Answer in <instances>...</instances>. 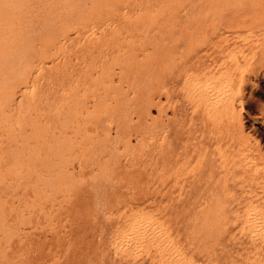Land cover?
Here are the masks:
<instances>
[{
	"label": "rangeland",
	"instance_id": "obj_1",
	"mask_svg": "<svg viewBox=\"0 0 264 264\" xmlns=\"http://www.w3.org/2000/svg\"><path fill=\"white\" fill-rule=\"evenodd\" d=\"M2 42L0 184L6 187L0 186V264H264V0H0ZM159 62L164 91H175L170 100L162 96L161 111L155 98ZM221 76L226 77L220 80ZM214 81L232 89L233 101L221 95L223 102L212 110L207 109L205 98ZM85 82L91 83L86 95L89 113L82 115L75 106L72 121L69 99L82 101L78 99L83 97ZM199 86L205 90L201 100ZM225 105L234 114L218 110H225ZM180 109L185 111L183 125L189 131L183 146H209L200 159L162 187L163 193L184 197L164 200L157 197L154 184L156 123L174 130L181 123V116L175 115ZM76 124L82 130L78 137L70 133ZM170 140L174 142L175 136ZM243 146L252 148L260 166L248 169L242 160L236 169L221 166V154L231 160ZM212 168V184L195 186L197 173L207 174ZM191 191L197 198L186 199ZM201 239L209 244L204 246Z\"/></svg>",
	"mask_w": 264,
	"mask_h": 264
},
{
	"label": "bare ground",
	"instance_id": "obj_2",
	"mask_svg": "<svg viewBox=\"0 0 264 264\" xmlns=\"http://www.w3.org/2000/svg\"><path fill=\"white\" fill-rule=\"evenodd\" d=\"M200 1V0H199ZM11 3V2H10ZM126 4V3H125ZM197 4V3H196ZM141 8V7H140ZM107 9V8H106ZM136 14V13H135ZM11 15V14H10ZM235 22V21H234ZM239 22V21H238ZM240 24V23H239ZM108 25H110V24H108ZM237 25V24H236ZM105 26V25H104ZM223 26V25H222ZM113 27V26H112ZM111 27V28H112ZM115 27V26H114ZM232 27H233V25H232ZM91 28V27H90ZM108 28V27H107ZM117 28V27H116ZM37 30V29H36ZM103 30V29H102ZM100 32V31H99ZM98 32V33H99ZM141 32V31H140ZM91 33V32H90ZM97 33V34H98ZM249 33V34H248ZM247 33V35H250V32H248ZM96 34V35H97ZM237 34V33H236ZM253 34V33H252ZM45 35V34H44ZM86 35V34H85ZM222 35V34H221ZM220 35V36H221ZM255 35V34H254ZM254 35H252V36H254ZM49 36V35H48ZM93 36V35H92ZM95 36V35H94ZM220 36H219V38H220ZM225 36V35H224ZM235 36H237V35H235ZM240 36H242V35H240ZM227 37H229V36H227ZM237 37H239V36H237ZM242 37H244V36H242ZM251 37V36H250ZM261 37V36H260ZM100 38H101V36H100ZM99 38V39H100ZM226 38V37H225ZM241 38V37H240ZM239 38V39H240ZM259 38V37H258ZM89 39H90V37H89ZM229 39V38H228ZM237 39V38H236ZM248 39V38H247ZM49 40V39H48ZM249 40V39H248ZM251 40V39H250ZM5 41V40H4ZM3 41V42H4ZM83 41V40H82ZM3 42L2 43H0V65H1V63H2V61H3V57H4V47L2 46V44H3ZM62 42H64V41H62ZM80 43V42H79ZM82 43V42H81ZM253 43V42H252ZM257 44V43H256ZM239 46V45H238ZM253 46V45H252ZM77 47V46H76ZM229 49H231V48H229ZM237 49V48H236ZM239 49V48H238ZM256 49V48H255ZM230 52V51H229ZM229 52H228V54H229ZM231 54H232V52H231ZM199 56V55H198ZM197 56V57H198ZM231 56V55H230ZM108 57V56H107ZM233 57V56H232ZM232 57H230V58H232ZM245 57H247V56H245ZM235 58H236V56H235ZM234 58V59H235ZM199 60V59H198ZM223 60H226V59H223ZM232 60V59H231ZM237 60V59H236ZM194 62V61H193ZM218 62V61H217ZM225 63V62H224ZM221 64V66L223 65V63H220ZM40 65V64H39ZM94 65V64H93ZM214 65L215 64H213L212 65V67H214ZM24 66V65H23ZM218 66V65H217ZM25 67V66H24ZM95 67L96 68H98L96 65H95ZM162 62H159L158 64H157V68H156V70H157V75H156V91H155V98L156 99H158V104H157V107H160V111H161V109H162V105H161V99L163 98L162 96H166L167 97V99L168 100H170L173 96H174V94H175V91L173 90V89H166L165 91H164V86H163V80H162ZM235 68V67H234ZM21 69V68H20ZM93 69H94V67H93ZM41 70V69H40ZM97 70V69H96ZM96 70H93L92 71V73H97V71ZM202 70H203V68H202ZM211 70V69H210ZM222 70V69H221ZM225 70V69H224ZM19 71V70H18ZM191 73V72H190ZM189 73V74H190ZM204 73V72H203ZM215 73V72H214ZM220 73H222V72H220ZM226 73V72H225ZM37 74V73H36ZM197 74V73H196ZM205 75H206V72L204 73ZM16 75V74H15ZM186 75H188V74H186ZM201 75V74H200ZM220 75H222V74H219V76L218 77H220ZM225 75V74H224ZM14 76V75H13ZM193 76H194V73H193ZM208 76V75H207ZM206 76V77H207ZM212 76V75H211ZM227 76V75H226ZM226 76H224V77H222L221 76V78H220V80L221 79H223V78H225ZM188 77V76H187ZM201 77H203V76H201ZM213 77V76H212ZM241 77V76H240ZM186 77H184V79H185ZM213 78H215V77H213ZM212 78V79H213ZM233 78V77H232ZM89 79H91V78H89ZM193 79V78H192ZM199 79V78H198ZM197 79V80H198ZM209 79V78H208ZM210 79H211V77H210ZM216 79V78H215ZM116 80V79H115ZM207 80V79H206ZM205 79L203 80V81H206ZM214 80V79H213ZM218 80V79H217ZM232 80V79H231ZM203 81H201V83L203 82ZM219 81V80H218ZM193 82H194V80H193ZM197 82V81H196ZM233 82H234V80H233ZM179 83V82H178ZM182 83V82H181ZM185 83H186V81H185ZM210 83V82H209ZM225 83H226V81H225ZM224 83V84H225ZM76 84V83H75ZM125 84V83H124ZM187 84V83H186ZM208 84V83H207ZM223 84V85H224ZM16 85V84H15ZM84 85H86V87H84L83 89H82V91H83V97H81L80 99H78V101L79 100H82V101H80V102H77L75 99H69V103H70V106L73 108V118H72V121H74L75 120V115H76V113H75V110H74V107L76 106V108H77V110L80 112V114H82V115H87L88 113H89V103L88 102H86V100H87V97H86V95L89 93V90H90V85H91V83H88V82H85L84 83ZM193 85H196V84H192L191 86H193ZM202 85V84H201ZM226 85V84H225ZM177 86H179V85H177ZM182 86V85H181ZM183 86H184V84H183ZM196 86H198V85H196ZM185 87V86H184ZM208 89H209V92H208V94L206 95V98H205V102H206V107H207V109H212V110H214V108H215V106H217L218 104L217 103H219V101L221 100V95L222 96H224L225 97V99H229V101L231 102V100H232V89H230V88H228V87H223L222 88V85L220 84V82H217V81H214V82H211L209 85H208ZM231 87H232V84H231ZM234 87V86H233ZM192 88V87H191ZM199 88L200 89H202V94L201 93H198V94H201L202 96H200V100L203 98V91L205 92V90H203L204 88H202V87H200L199 86ZM67 88L65 87V85L64 84H62V86H61V91L63 92V93H65V92H67V90H66ZM207 89V88H206ZM25 90V89H24ZM33 90H34V88H33ZM182 90V89H181ZM184 90H186V89H184ZM188 90H189V88H188ZM194 90V89H193ZM192 90V91H193ZM197 90V89H196ZM196 90H194L193 92L194 93H196L195 91ZM26 91H28L27 89H26ZM32 91V90H31ZM178 91V90H177ZM192 91H190V92H192ZM199 91V90H198ZM206 91H208V90H206ZM236 92H237V90H235ZM186 92V91H185ZM201 92V91H200ZM235 92V93H236ZM188 94H190V93H188ZM193 94V93H192ZM32 95V94H31ZM184 96V95H183ZM190 96H191V94H190ZM235 96H236V94H235ZM234 96V97H235ZM34 97V96H33ZM189 97V96H188ZM195 97H196V95H195ZM205 97V96H204ZM233 97V98H234ZM236 97H238V95L236 96ZM186 98H187V96H186ZM185 98V100H188V99H186ZM196 98H198V97H196ZM177 99V98H176ZM175 99V100H176ZM238 98H236L235 100H237ZM19 100V99H18ZM173 100V99H172ZM193 100H194V97H193ZM192 100V101H193ZM197 100V99H196ZM17 101V100H16ZM179 101V100H178ZM198 101H199V98H198ZM233 101V100H232ZM98 102V101H97ZM173 102V101H172ZM191 102V101H190ZM196 102V101H195ZM223 101L221 100V103H222ZM100 103V102H99ZM180 103V102H179ZM188 103V102H187ZM199 103H200V101L198 102V103H196L198 106H199ZM226 103V102H225ZM224 103V104H225ZM234 103H235V101H234ZM234 103H231L232 105L234 104ZM238 103V102H237ZM175 104V103H174ZM192 104V103H191ZM203 104V103H202ZM230 104V105H231ZM242 104V103H241ZM169 105H171L170 103H169ZM188 105V104H187ZM223 105V104H222ZM191 106V105H190ZM195 106V105H194ZM223 107V106H222ZM195 107H193L192 108V110L194 109ZM196 108H198V107H196ZM195 108V109H196ZM220 108V107H219ZM203 109H204V107H203ZM206 109V108H205ZM206 109V110H207ZM222 109V111H224L225 112V114L227 113L228 115L231 113V111H232V109L230 108V106L229 105H225V110H223V108H220V109H218V110H221ZM15 110V109H14ZM206 110H205V112H206ZM210 111V112H214V111ZM235 110V109H234ZM197 110H195V112H196ZM216 111V110H215ZM222 111H221V113H222ZM219 112V111H218ZM217 111L216 112H214V113H218ZM223 112V113H224ZM154 113V112H153ZM184 113H185V111L183 110V109H180L178 112H176L175 113V115H180L181 116V119H180V121L179 122H181L180 124H179V126L178 127H176L174 130H172V129H170V130H165L164 128H163V126H162V124H161V121H160V125H159V123H158V121H157V123L156 124H158L157 125V127H156V129H157V131H156V136H157V141H156V148H155V154H154V156H153V160H154V163H155V167H156V173H155V180H154V184H155V188H156V195H157V197L158 198H160V199H169V200H176V199H178V198H182V197H184L182 194H179V195H177V196H175V195H173V194H170V193H163L162 192V187H163V185L165 184V183H167V182H169L170 180H171V178L172 177H174L175 175L176 176H178L179 174H180V172H182L183 170H185L187 167H189L191 164H192V162L194 161V159L195 158H197V159H200L199 157H200V155H201V153H203V152H207L208 151V146H209V144L208 143H202V144H200L199 146L198 145H194L193 147H184L183 146V143L185 142V141H187L188 140V135H189V131L187 132L186 130H185V127H184V125H183V123H184V121H183V117H184ZM193 113H194V111H193ZM232 113H233V111H232ZM215 114V115H216ZM234 114V113H233ZM193 115V114H192ZM223 115V114H222ZM160 116H161V113H160ZM209 116V115H208ZM214 115H212V117H213ZM220 116V115H219ZM162 117V116H161ZM211 117V116H210ZM211 117V118H212ZM221 118H222V116H221ZM161 119V118H160ZM233 119V118H232ZM216 120H218V117L216 118ZM5 121V120H4ZM168 121V120H167ZM191 121H193V120H191ZM218 121H222V120H218ZM177 122H178V120H177ZM191 123V122H190ZM135 124V123H134ZM133 124V125H134ZM192 124V123H191ZM214 124V123H213ZM205 125V124H204ZM149 127V126H148ZM189 128H190V125H189ZM5 130V129H4ZM230 130V129H229ZM235 130V129H234ZM97 131H98V129H97ZM221 131V130H220ZM138 132V131H137ZM153 132V131H152ZM61 133V135H63V137H64V133H65V131L64 130H62V132H60ZM71 134H73V135H76L77 137L78 136H81V134H82V130L80 129V126H79V124L77 125L76 124V126H74V128H73V130H72V132H70ZM66 134V133H65ZM202 134V133H201ZM175 136V138H176V140L174 141V142H172L170 139H171V137L172 136ZM197 135V134H196ZM239 135V134H238ZM212 136V135H211ZM112 137V136H111ZM225 138V137H224ZM147 139V138H146ZM151 139V138H150ZM211 139V138H210ZM214 139V138H213ZM231 139H232V137H231ZM34 140V139H33ZM109 140V139H108ZM154 140V139H153ZM152 140V141H153ZM144 141V140H143ZM151 141V140H150ZM151 141V142H152ZM210 141V140H209ZM59 142V141H58ZM214 142H215V140H214ZM213 142V143H214ZM189 143V142H188ZM229 143V142H228ZM231 143V142H230ZM54 144V143H53ZM56 144V143H55ZM68 144V143H67ZM70 144V143H69ZM155 144V143H154ZM219 144V143H218ZM65 145V144H64ZM101 145H103V144H101ZM185 145H186V143H185ZM216 145V144H215ZM235 145V144H234ZM243 145H244V143H243ZM247 145V144H246ZM9 146V145H8ZM105 146H106V144H105ZM143 146H145V144L143 145ZM220 146V148H221V145H219ZM240 146V145H239ZM239 146H238V149H239ZM10 147H11V145H10ZM100 147H102V146H100ZM99 147V148H100ZM218 147V146H217ZM3 148V147H2ZM69 148V147H68ZM71 148V147H70ZM92 148V147H91ZM107 148V147H106ZM143 148V147H142ZM215 148V147H214ZM225 148V147H224ZM250 148V147H249ZM247 148V147H245V146H243V147H241V149L240 150H238L237 149V155L236 156H233V159H231V160H229L228 158H227V156L226 155H224V154H221L220 153V151H219V153L221 154V159H222V161H221V166H224V167H226L227 165H229V167H230V165L231 166H235V165H237L239 162H241V160H242V163H243V166H245V167H248V169H250L249 167H252V166H256V162H257V158H255L254 157V155H253V153H252V148ZM72 149V148H71ZM221 149H223V148H221ZM7 150H8V148H7ZM60 150V149H59ZM204 150V151H203ZM52 151V150H51ZM50 151V152H51ZM65 151V150H64ZM92 151V150H91ZM96 152H97V149H96ZM222 152H224V151H222ZM93 153V152H92ZM228 153V152H227ZM235 153V152H234ZM59 154V153H58ZM90 153H88V155H89ZM229 154V153H228ZM227 154V155H228ZM254 154H255V152H254ZM37 155H38V153H37ZM99 155V154H98ZM52 156V155H51ZM55 157H57V156H55ZM61 157V156H60ZM92 157H93V155H92ZM203 157H206V156H204L203 155ZM213 157V156H212ZM40 158H42V157H40ZM260 158V157H259ZM1 159V158H0ZM6 159V158H5ZM7 159H8V157H7ZM12 159V158H11ZM29 159V158H28ZM203 159V158H202ZM207 159H209V158H207ZM43 160V159H42ZM61 160H63V159H61ZM206 160V159H205ZM212 160V159H211ZM262 160V159H261ZM207 161V160H206ZM11 162V161H10ZM30 162V161H29ZM59 162V161H58ZM64 162H65V160H64ZM66 162H68V161H66ZM84 162V161H83ZM180 162H183L182 164H180ZM200 162V161H199ZM31 163H32V160H31ZM49 163H50V161H49ZM54 163V162H53ZM52 162L50 163V164H53ZM91 163H92V161H91ZM198 162H196V163H193V165L192 166H196V164H197ZM203 163V162H202ZM206 163V162H205ZM1 164V163H0ZM218 164H220L219 162H218ZM260 164V163H259ZM60 165H61V163H60ZM69 165V164H68ZM98 165V164H97ZM3 166V165H2ZM13 166V165H12ZM14 166H15V164H14ZM45 166V165H44ZM52 166V165H51ZM57 166H59V165H57ZM100 166V165H99ZM133 166V165H132ZM199 166V165H198ZM211 166L213 167L214 166V162H212L211 161ZM257 166H260V165H257ZM256 166V167H257ZM262 166V165H261ZM50 167V166H49ZM56 167V166H55ZM61 167V166H60ZM114 167V166H113ZM206 167V166H205ZM228 167V166H227ZM237 167H238V165H237ZM262 167H264V166H262ZM45 168V167H44ZM54 168V167H53ZM95 168V167H94ZM145 168H146V166H145ZM240 168L242 169V167L240 166ZM255 168V167H254ZM253 168V169H254ZM26 169V168H25ZM29 169V168H28ZM46 169V168H45ZM48 169V168H47ZM55 169V168H54ZM77 169V168H76ZM195 169V168H194ZM205 169V168H204ZM207 169V168H206ZM235 169H236V166H235ZM259 169V168H258ZM263 169V168H262ZM50 170V169H49ZM53 170V169H52ZM63 170H64V168H63ZM82 170V169H81ZM97 170V169H96ZM113 170V169H112ZM147 170H148V168H147ZM189 170H191V169H189ZM229 170V169H228ZM234 170V169H233ZM264 170V169H263ZM263 170H260V171H263ZM66 171V170H65ZM64 171V172H65ZM255 171V170H254ZM63 172V173H64ZM67 172H69V171H67ZM99 173H100V171H98ZM112 172H114V170L112 171ZM111 172V173H112ZM145 172V171H144ZM193 172H194V170H193ZM229 172H230V170H229ZM244 172V171H243ZM54 173H57V172H54ZM183 173V172H182ZM181 173V174H182ZM231 173V172H230ZM255 173V172H254ZM51 174V173H50ZM60 174H61V172H60ZM68 174V173H67ZM113 174V173H112ZM154 174V173H153ZM178 174V175H177ZM228 173H226L225 175H227ZM32 175V174H31ZM37 175V174H36ZM63 175V174H62ZM66 175V174H65ZM100 175V174H99ZM184 175H186V174H184ZM236 175V174H235ZM240 175V174H239ZM34 176V175H33ZM54 176V175H53ZM58 176V175H57ZM67 176V175H66ZM182 176V175H181ZM214 176H215V172H214V170H213V168H212V170L211 171H209L207 174H205V173H197V175L195 176V186L198 184H202V182H204V183H206L207 185L208 184H212V182L214 181ZM220 176V175H219ZM2 177V176H1ZM99 177H101V176H99ZM111 177H113V176H111ZM185 177V176H184ZM187 177V176H186ZM224 177V176H223ZM236 177V176H235ZM102 178V177H101ZM107 178V177H106ZM151 178H152V176H151ZM238 178V177H237ZM263 178V177H262ZM1 179V178H0ZM8 179V178H7ZM63 179V178H62ZM68 179V178H67ZM93 179V178H92ZM91 179V183H92V180ZM96 179V178H95ZM103 179V178H102ZM113 179H114V177H113ZM258 179V178H257ZM25 180V179H24ZM43 180V179H42ZM46 180H48V179H46ZM56 180V179H55ZM97 180V179H96ZM99 180V179H98ZM107 180V179H106ZM193 180V179H192ZM260 179H258V181H259ZM262 180V179H261ZM50 181H52V180H50ZM72 181V180H71ZM70 181V182H71ZM95 181V180H94ZM94 181H93V183H94ZM108 181V180H107ZM110 181V180H109ZM108 181V183H110ZM113 181V180H112ZM180 181V180H179ZM184 181V180H183ZM216 181H217V179H216ZM225 181V180H224ZM232 181V180H231ZM242 181V180H241ZM247 181V180H246ZM13 182V181H12ZM22 182H23V180H22ZM53 182V181H52ZM55 182V181H54ZM87 182V181H86ZM86 182H83V183H86ZM104 182V181H103ZM152 182V181H151ZM254 182V181H253ZM257 182V181H256ZM49 183V182H48ZM90 183V184H91ZM182 183H184V182H182ZM226 183H227V181H226ZM232 183H233V181H232ZM235 183H236V181H235ZM258 183V182H257ZM50 184V183H49ZM52 184V183H51ZM50 184V185H51ZM89 184V183H88ZM96 184V183H95ZM95 184H93L94 185V187H95ZM98 184H100L99 182L97 183V185L96 186H100L101 184H102V180H101V184L100 185H98ZM106 184V183H105ZM113 184V183H112ZM177 184H178V182L176 181L175 182V185L177 186ZM194 184H193V186H194ZM245 184V183H244ZM247 184V183H246ZM264 184V183H263ZM53 185V184H52ZM114 185V184H113ZM116 185V184H115ZM183 185V184H182ZM225 185V184H224ZM227 185V184H226ZM235 185V184H234ZM258 185V184H257ZM259 185H261L260 183H259ZM0 186H2L1 184H0ZM4 186L6 187V184H4ZM4 186H2V187H4ZM13 186V185H12ZM49 186V185H48ZM47 186V187H48ZM79 186V185H78ZM81 186H84V184L83 185H81L80 184V186L79 187H81ZM89 186V185H88ZM103 186V185H102ZM102 186H101V188H102ZM105 186H108V184L107 185H105ZM110 186V185H109ZM181 186V185H180ZM222 186V185H221ZM1 187V188H2ZM4 187V188H5ZM32 187H33V185H32ZM92 187V186H91ZM241 187V186H240ZM261 187V186H260ZM16 188V187H15ZM26 188V187H25ZM43 188V187H42ZM75 188V187H74ZM78 188V187H77ZM112 188H114V187H112ZM207 188V187H206ZM264 188V187H263ZM17 189V188H16ZM96 188H94V190H95ZM99 188H97L96 190H98ZM115 189V188H114ZM164 189V188H163ZM208 189V188H207ZM262 189V188H261ZM55 190V189H54ZM79 190V189H78ZM107 190H108V188H107ZM188 190V189H187ZM198 190V189H197ZM216 190V189H215ZM225 190V189H224ZM46 191V190H45ZM76 192L77 190H72V192ZM99 191V190H98ZM104 191H105V189H104ZM103 191V192H104ZM103 192H101V193H103ZM183 192V191H182ZM192 192V191H191ZM198 192V191H197ZM218 192V191H217ZM25 193V192H24ZM23 193V194H24ZM45 193V192H44ZM43 193V194H44ZM51 193V192H50ZM52 193H53V191H52ZM94 193V192H93ZM96 193H97V191H96ZM104 193H107V192H104ZM128 193V192H127ZM193 194H189V195H187L186 196V199H192V198H197V196H198V194H194V192H192ZM22 194V195H23ZM26 194V193H25ZM40 194V193H39ZM46 194V193H45ZM202 194V193H201ZM204 194V193H203ZM215 194V193H214ZM230 194V193H229ZM51 195V194H50ZM98 195L100 196L101 194H97V197H98ZM134 195V194H133ZM259 195V194H258ZM24 196V195H23ZM45 196V195H44ZM49 196V195H48ZM96 196V195H95ZM104 196V195H103ZM102 196V197H103ZM204 196V195H203ZM216 196V195H215ZM215 196H212V197H215ZM226 196V195H225ZM232 196V195H231ZM21 197V196H20ZM124 197H126V196H124ZM134 197V196H133ZM132 197V198H133ZM152 197H153V195H152ZM200 197V196H199ZM208 197H210V196H208ZM211 197V198H212ZM230 197V196H229ZM252 197V196H251ZM99 198V197H98ZM211 198H210V200H211ZM216 198V197H215ZM223 198H224V196H223ZM129 199V198H128ZM149 199V198H148ZM155 199V198H154ZM201 199V198H200ZM217 199H219V197L217 198ZM20 200H21V198H20ZM99 200H101V199H99ZM106 200H107V198H106ZM109 200V199H108ZM182 200V199H181ZM203 200H205V198L203 199ZM209 200V201H210ZM214 200V199H213ZM213 200H212V202H213ZM152 201V200H151ZM194 201V200H193ZM264 201V200H263ZM127 202V201H126ZM178 202H179V200H178ZM181 202V201H180ZM183 202V201H182ZM192 202V201H191ZM201 202V201H200ZM204 202V201H203ZM212 202H211V204H212ZM215 202V201H214ZM217 202V201H216ZM46 203V202H45ZM104 203V202H103ZM123 203V202H122ZM147 203V202H146ZM163 203V202H162ZM187 203V202H186ZM189 203V202H188ZM187 203V204H188ZM204 203H206V201L204 202ZM198 204H199V202H198ZM197 204V205H198ZM201 204H202V202H201ZM208 204H209V202H208ZM210 204V205H211ZM214 204V203H213ZM107 205V204H106ZM105 205V206H106ZM116 205V204H115ZM167 205V204H166ZM186 205V204H185ZM193 205H195V204H193ZM193 205H192V207H193ZM209 205V206H210ZM253 205V204H252ZM252 205H251V207H252ZM187 206V205H186ZM186 206H185V208H186ZM206 206H208V205H206ZM215 206V205H214ZM250 206V205H249ZM144 207V206H143ZM174 207V206H173ZM212 207V206H211ZM20 208V207H19ZM127 208V207H126ZM158 208V207H157ZM209 208V207H208ZM218 208V207H217ZM249 208V207H248ZM253 208V207H252ZM124 209H125V207H124ZM122 210V211H125V210ZM148 209V208H147ZM200 209V208H199ZM250 209V208H249ZM259 209V208H258ZM67 210V209H66ZM135 210V209H134ZM137 210V209H136ZM141 210V209H140ZM247 210V209H246ZM245 210V211H246ZM139 211V210H138ZM142 211V210H141ZM148 211V210H147ZM147 211H145V212H147ZM153 211V210H152ZM157 211V210H156ZM187 211V210H186ZM185 211V212H186ZM208 211V210H207ZM210 211V210H209ZM252 211H253V209H252ZM43 212V211H42ZM120 212V211H119ZM119 212H117V213H119ZM154 213H155V211H153ZM247 212V211H246ZM121 213V212H120ZM132 213H134V211L132 212ZM135 213H136V216H138V214L139 213H137L136 211H135ZM143 213V212H142ZM154 213H152V214H154ZM197 213H198V211H197ZM195 214V215H199V213L198 214ZM204 213V212H203ZM66 214V216H67V213H65ZM167 214H168V212H167ZM183 214V213H182ZM248 214V213H247ZM115 214H113V216H114ZM121 214H119V216H120ZM133 215V214H132ZM143 215V214H142ZM142 215H140V216H142ZM162 215V214H161ZM184 215V214H183ZM183 215H182V218H183ZM203 215V214H202ZM205 215V214H204ZM107 216V215H106ZM119 216H117V217H119ZM134 216H135V214H134ZM133 216V217H134ZM146 216V215H145ZM185 216V215H184ZM207 215H205L204 217H206ZM252 216V215H251ZM255 216V215H254ZM115 217H116V215H115ZM147 217H148V215H147ZM159 217V216H158ZM186 217V216H185ZM203 217V216H202ZM212 217V216H211ZM219 217V216H218ZM235 217V216H234ZM244 217H246V215H244ZM243 217V218H244ZM262 217H264L263 215H262ZM120 218V217H119ZM194 218V217H193ZM221 218V217H220ZM248 218V217H247ZM109 219V218H108ZM126 219V218H125ZM128 220L130 219L129 217L127 218ZM137 219H139V218H137ZM148 219V218H147ZM155 219V218H154ZM180 219V218H179ZM205 219H207V217L205 218ZM210 218L208 217V220H209ZM215 219V218H214ZM224 219V218H223ZM245 219V218H244ZM243 219V220H244ZM131 220H132V218H131ZM150 220V219H149ZM182 220V219H181ZM184 220V219H183ZM182 220V221H183ZM186 220V219H185ZM195 220L197 221V219L195 218ZM199 220V219H198ZM204 220V219H203ZM213 220V219H212ZM218 220V219H217ZM221 220V219H220ZM228 220V219H227ZM161 221V220H160ZM159 221V222H160ZM190 221H192V220H190ZM214 222H216L215 220H213ZM213 221H209L210 223H213ZM244 221H246V220H244ZM249 221V220H248ZM130 222L131 221H129L128 223L130 224ZM140 222V221H139ZM177 222V221H176ZM185 222V221H184ZM183 222V223H184ZM188 222V221H187ZM186 222V223H187ZM198 222V221H197ZM219 222H221V221H219ZM256 222V221H255ZM127 223V222H126ZM157 224H158V222H156ZM161 223V222H160ZM186 223H185V225H186ZM196 222H193V224H195ZM205 223V222H204ZM204 223H203V226H204ZM217 223V222H216ZM215 223V224H216ZM222 223V222H221ZM227 223V222H226ZM244 223V222H243ZM129 224H126L125 226L128 228L129 226ZM156 224V225H157ZM191 224V223H190ZM189 224V226H191ZM206 224H208V223H206ZM214 224V223H213ZM220 224V223H219ZM245 224V223H244ZM250 224H252V223H250ZM183 225V224H182ZM184 225V226H185ZM222 225V224H221ZM234 225V224H233ZM121 226V225H120ZM160 226H162V225H160ZM201 226H202V223H201ZM200 226V227H201ZM215 226V228H216V225H214ZM218 226V225H217ZM223 226V225H222ZM258 226V225H257ZM257 226H255V227H257ZM122 228L124 227V226H121ZM126 227H124V228H126ZM136 227V226H135ZM163 227H164V225H163ZM181 227V226H180ZM187 227V226H186ZM193 227L194 226H192V229H193ZM195 227H198V226H195ZM208 227V226H207ZM206 227V228H207ZM211 227H213V226H210V228ZM221 227V226H220ZM119 228V227H118ZM126 228V229H127ZM132 228V227H131ZM131 228L129 227V230H131ZM152 228V227H151ZM178 228V227H177ZM191 228V227H190ZM202 228V227H201ZM209 228V229H210ZM221 228H223V227H221ZM244 227H242V229H243ZM249 228V227H248ZM115 229H117V227L115 228ZM120 229V228H119ZM125 229V230H126ZM163 229H165V228H163ZM185 229V228H184ZM204 230H205V228H203ZM209 229H207L208 231H210ZM220 229V228H219ZM224 229H225V227H224ZM136 230V229H135ZM134 230V231H135ZM153 230V229H152ZM187 230V229H186ZM190 229H188V231H189ZM196 230V229H195ZM198 230V229H197ZM212 230V229H211ZM222 230V229H221ZM240 230H241V228H240ZM143 231V230H142ZM164 231V230H163ZM165 231H166V229H165ZM191 231V230H190ZM193 231H194V229H193ZM192 231V232H193ZM199 231H200V229H199ZM219 232H220V230H218ZM225 231V230H224ZM244 231V230H243ZM246 231H248V230H246ZM259 231H261V230H259ZM139 232H140V230H139ZM152 232V231H151ZM155 232V231H154ZM178 232V231H177ZM186 232V231H185ZM203 232V231H202ZM201 232V233H202ZM205 232V231H204ZM207 232V231H206ZM212 232H213V230H212ZM211 232V233H212ZM214 232H216V233H218L216 230L214 231ZM240 232V231H239ZM242 232V231H241ZM253 232H255V231H253ZM119 233V232H118ZM132 233H133V231H132ZM143 233H145V232H143ZM142 233V234H143ZM153 233V232H152ZM165 233V232H164ZM189 233V232H188ZM191 233V232H190ZM195 233H197V231L195 232ZM194 233V234H195ZM225 233H227L228 234V232H225ZM224 233V235H227V234H225ZM249 233V232H248ZM259 233V232H258ZM257 233V234H258ZM123 234H125V233H123ZM137 234V233H136ZM135 234V235H136ZM155 234V233H154ZM157 234V233H156ZM184 234V233H183ZM200 233H198V235H199ZM209 234V232L207 233V235ZM213 234V233H212ZM219 234V233H218ZM223 233H220V236L222 235ZM243 234V233H242ZM246 234V233H245ZM253 235H255V233H252ZM116 235H118L117 233H116ZM135 235H133V236H135ZM146 235V234H145ZM153 235V234H152ZM152 235H150V236H152ZM176 235H177V233H176ZM192 235H193V233H192ZM192 235H190L191 237H192ZM203 235H204V233H203ZM240 235V234H239ZM250 235H251V233H250ZM249 235V236H250ZM260 235V234H259ZM130 236V235H129ZM156 236V235H155ZM175 236V235H174ZM178 236V235H177ZM183 236V235H182ZM186 236V235H185ZM189 236V237H190ZM206 236V235H205ZM210 237L209 238H211V235H209ZM219 235H216V239H217V237H218ZM219 236V237H220ZM242 236V235H241ZM252 236V235H251ZM250 236V237H251ZM261 236H263V235H261ZM260 236V239L261 238H263V237H261ZM121 237H123V236H121ZM131 237V236H130ZM162 237V236H161ZM169 237V236H168ZM167 237V238H168ZM226 237V236H225ZM233 237H234V235H233ZM247 237V236H246ZM249 237V238H250ZM257 237V236H256ZM113 238V237H112ZM139 238H141L140 236H139ZM144 238V237H143ZM149 238V237H148ZM193 238V237H192ZM201 238V237H200ZM199 238V239H200ZM203 238H204V236H203ZM208 238V237H207ZM222 238H223V236H222ZM120 239H122V238H120ZM120 239H118V240H120ZM145 239V238H144ZM144 239H142V240H144ZM150 239V238H149ZM154 239V238H153ZM176 239H178V238H176ZM175 239V240H176ZM183 239V238H182ZM194 239V238H193ZM196 240H197V237L195 238ZM212 239V238H211ZM214 239H215V237H214ZM225 239V238H224ZM235 239V238H234ZM251 239H253V237H251ZM257 240H258V238H256ZM255 239V240H256ZM124 240V239H123ZM122 240V241H123ZM128 240V239H127ZM126 240V241H127ZM141 240V241H142ZM161 240V239H160ZM173 240V239H172ZM188 240V239H187ZM195 240V241H196ZM202 241L200 242V243H203L204 244V246H207V244H209V243H207V244H205L204 242L205 241H203V239H201ZM210 240V239H209ZM218 240V239H217ZM220 240V239H219ZM218 240V241H219ZM221 240H223V239H221ZM233 240V239H232ZM255 240H253V242L255 241ZM180 241V240H179ZM183 241H185V240H183ZM190 241H191V239H190ZM147 242V241H146ZM160 242V241H159ZM188 241H186V243H187ZM199 242V241H198ZM206 242H208V241H206ZM220 242V241H219ZM222 242V241H221ZM252 242V243H253ZM256 243H257V241H255ZM261 242L263 243L264 242V239H263V241L261 240ZM116 243H117V240H116ZM116 243H114V244H116ZM123 243V242H122ZM129 243V242H128ZM158 243V242H157ZM156 243V244H157ZM195 243V242H194ZM216 243V242H215ZM218 243V242H217ZM216 243V244H217ZM123 244H125V242L123 243ZM126 244H127V242H126ZM169 244V243H168ZM184 244H185V242H184ZM189 244V243H188ZM196 244H198L197 242H196ZM211 244H213L212 242H211ZM219 244V243H218ZM217 244V245H218ZM235 244H237V243H235ZM261 244V243H260ZM120 245L121 244H119V248H120ZM133 245H135V243H133ZM165 245V244H164ZM198 245H201V244H198ZM254 245V244H253ZM263 244H261V246H262ZM122 246V245H121ZM144 246V248L145 247H147V246H145V245H143ZM155 246V245H154ZM169 246V245H168ZM178 246V245H177ZM177 246H175V247H177ZM193 246V245H192ZM202 247H203V245H201ZM209 246H211V245H209ZM218 246H220V245H218ZM250 246V245H249ZM261 246H260V248H261ZM114 248H115V245L113 246ZM127 247V246H126ZM212 247V246H211ZM233 247V246H232ZM257 247V246H256ZM118 248V249H119ZM124 248H125V246H124ZM134 248V247H133ZM141 248V247H140ZM139 248V249H140ZM144 248L143 249H141V250H144ZM153 248V250H154V247H152ZM156 248V247H155ZM159 248V247H158ZM158 248H156L157 250H158ZM166 248H167V246H166ZM181 248V247H180ZM199 247H197V249H198ZM201 248V247H200ZM209 250H210V248L209 247H207ZM255 248V247H254ZM258 248V247H257ZM116 249H117V247H116ZM115 249V251L114 252H116L117 250ZM127 249V248H126ZM138 249V248H137ZM138 249V250H139ZM155 249V250H156ZM165 249V248H164ZM189 249V248H188ZM192 249V248H191ZM214 249V248H213ZM219 249V248H218ZM259 249V248H258ZM146 250H147V248H145V252H146ZM150 250V249H149ZM149 250H148V252H149ZM161 250V249H160ZM186 250V249H185ZM184 250V251H185ZM200 250V249H199ZM198 250V252H202V249H201V251H199ZM212 250V249H211ZM214 250H217V249H214ZM224 250V249H223ZM120 252H123L124 250H119ZM165 252L167 251V250H164ZM163 251V252H164ZM252 251V250H251ZM256 252H257V250H255ZM254 251V252H255ZM259 251V250H258ZM263 251V250H262ZM125 252H127V250H125L122 254H124ZM129 252V251H128ZM131 252V251H130ZM142 252L143 251H141V254H142ZM144 252V253H145ZM148 252L146 253V256L148 255ZM152 252V250L150 251V253ZM181 252H183V251H181ZM197 252V253H198ZM206 252V251H205ZM204 252V253H205ZM210 252V251H209ZM234 252V251H233ZM253 252V253H254ZM135 253V252H134ZM138 253V252H137ZM140 253V252H139ZM158 254H160V252L158 251L157 252ZM157 253H156V255H157ZM169 252H167V255H168V257H169V254L171 253H169ZM189 253V252H188ZM195 253V252H194ZM196 253V254H197ZM216 253H217V251H216ZM221 253V252H220ZM239 253V252H238ZM116 254H118V253H116ZM133 254V253H132ZM163 255H164V253H162ZM199 254V253H198ZM209 255H210V253H208ZM244 254V253H243ZM264 254V253H263ZM110 255V254H109ZM120 255H121V253H120ZM125 255V254H124ZM128 255V253H126V256ZM130 255H131V253H130ZM134 255V254H133ZM137 255V254H136ZM152 255H154V254H152ZM161 255V254H160ZM160 255H159V257H160ZM166 255V254H165ZM165 255H164V257H165ZM174 255H176V254H174ZM187 255V254H186ZM200 255V254H199ZM215 255V254H214ZM225 255V254H224ZM240 255V254H239ZM251 255V254H250ZM257 255H259L258 253L256 254V255H254L253 254V256L255 257H258ZM104 256V255H103ZM102 256V257H103ZM116 257L118 256V255H115ZM123 256V255H122ZM143 256V255H142ZM173 256V255H172ZM190 256V255H189ZM189 256H185L186 258H188ZM252 256V255H251ZM261 256V255H260ZM259 256V257H260ZM128 257V256H127ZM132 257V256H131ZM135 256H133L132 258H134ZM163 257V258H164ZM167 257V256H166ZM179 257V256H178ZM191 257H193V256H191ZM191 257H189L190 259H191ZM199 257V256H198ZM203 257V256H202ZM208 257V256H207ZM210 257H213V254H212V256H210ZM217 257H221L220 255L218 256L217 255ZM224 257V256H223ZM223 257H221V258H223ZM227 257V256H226ZM126 258V257H125ZM152 258V257H151ZM150 258V259H151ZM154 258H156V257H154ZM171 258V257H170ZM188 258V259H189ZM204 258V257H203ZM203 258H201V259H203ZM247 258H248V255H247ZM111 259V258H110ZM137 259V258H136ZM136 259H134V261L136 260ZM140 259V258H139ZM161 258H159V259H156V260H160ZM168 259V258H167ZM176 259V258H175ZM189 259V260H190ZM213 259V258H212ZM252 261H254L255 262V259L252 257ZM257 259H260V258H257ZM112 260V259H111ZM154 260V259H153ZM165 260H166V258H165ZM164 260V261H165ZM170 260V259H169ZM194 260V259H193ZM192 260V261H193ZM197 260H199V259H197ZM218 260V259H217ZM216 260V261H217ZM222 260V259H221ZM244 260V259H243ZM151 261V260H150ZM167 261V260H166ZM213 261V260H212ZM211 261V262H212ZM245 261H248V260H245ZM250 261H251V259H250ZM252 261H251V263H252ZM145 262V261H144ZM176 262V261H175ZM194 262V261H193ZM195 262H196V260H195ZM194 262V263H195ZM206 262V261H205ZM210 262V263H211ZM214 262V261H213ZM264 262V261H263ZM262 262V263H263ZM113 263H115V262H113ZM124 263V262H123ZM138 263V262H137ZM136 263V264H137ZM147 263V262H146ZM159 263H160V261H159ZM158 263V264H159ZM168 263V262H167ZM200 263V262H199ZM209 263V262H208ZM219 263H220V261H219ZM233 263H235L234 261H233ZM256 263V262H255ZM257 263H259V262H257ZM133 264H135V263H133ZM152 264V263H151ZM161 264V263H160ZM185 264V263H184ZM193 264V263H192ZM201 264V263H200ZM216 264V263H215ZM260 264H261V261H260Z\"/></svg>",
	"mask_w": 264,
	"mask_h": 264
}]
</instances>
